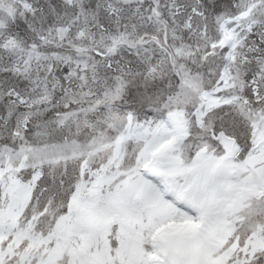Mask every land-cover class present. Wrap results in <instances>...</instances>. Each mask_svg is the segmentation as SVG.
Segmentation results:
<instances>
[{
  "label": "snow or ice",
  "instance_id": "obj_1",
  "mask_svg": "<svg viewBox=\"0 0 264 264\" xmlns=\"http://www.w3.org/2000/svg\"><path fill=\"white\" fill-rule=\"evenodd\" d=\"M0 264H264V0H0Z\"/></svg>",
  "mask_w": 264,
  "mask_h": 264
}]
</instances>
